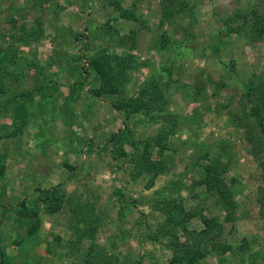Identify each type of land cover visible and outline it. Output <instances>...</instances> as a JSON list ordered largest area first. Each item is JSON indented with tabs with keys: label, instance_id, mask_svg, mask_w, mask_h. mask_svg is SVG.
Masks as SVG:
<instances>
[{
	"label": "rangeland",
	"instance_id": "rangeland-1",
	"mask_svg": "<svg viewBox=\"0 0 264 264\" xmlns=\"http://www.w3.org/2000/svg\"><path fill=\"white\" fill-rule=\"evenodd\" d=\"M120 1L143 23L119 18L108 0H0V59L12 47L15 64L8 68L17 76L5 82L0 110L7 96L30 92L0 113V264H82L89 241H82L78 253L69 252L68 203L52 214L39 204L37 234L26 237L28 222L16 206L26 200L30 207L37 190L49 188L94 204L100 216L95 242L117 256V264H168L166 241L153 243L144 235L163 220L154 203L170 197L187 212L202 209L222 224L227 251L212 252L200 264H248L250 249L233 230L240 207L264 218V146L248 123L242 93L264 68V35L252 41L254 22L229 18L237 11L264 15V0H186L188 8L168 18L162 0ZM130 30L137 31L136 47L129 50ZM162 34L168 37L164 45ZM101 49L133 55L129 93L153 71H171L176 82L167 109L180 124L162 158L165 170L151 184L147 174L131 177V165L110 137L117 134L129 152V140L154 135L158 124L138 116L124 127L107 98L88 93L97 83L84 78L80 56ZM195 85L203 87L196 98ZM15 126V136H4ZM203 168L223 172L234 191L235 214L225 218L215 197L196 184ZM188 227L199 230L202 223L195 217Z\"/></svg>",
	"mask_w": 264,
	"mask_h": 264
},
{
	"label": "trees",
	"instance_id": "trees-1",
	"mask_svg": "<svg viewBox=\"0 0 264 264\" xmlns=\"http://www.w3.org/2000/svg\"><path fill=\"white\" fill-rule=\"evenodd\" d=\"M108 3L117 11L119 18L143 23L140 16H137L134 10L124 8L120 0H108ZM187 6L186 0H162L163 18L183 11L188 8ZM235 17H238L242 25H246L250 21L254 22L251 25L252 41L264 35V15H259L254 10L251 12L237 11L234 16L229 18L231 20L229 22H232ZM140 27L143 26L140 25ZM136 31L130 30L127 35L130 41L129 50L136 47ZM167 39L168 37L162 34L160 43L164 45L167 43ZM9 49L10 54H4L0 59V94H4V92L6 94L9 88L5 82L11 78H14L15 81L17 77L14 70L8 68L15 64L12 59L14 49L12 47ZM80 59L84 61L81 66L84 78L93 77L97 83L87 89L88 93L99 100L107 98L110 107L120 114L124 127L128 125L129 119L138 116L158 124L157 132L154 135L129 140L131 146L129 152L121 147L123 141L116 138L117 134L110 137V141L117 143L120 148L119 157L127 158L126 163L131 165V177L136 178L147 174L151 184L154 178L165 170V162L162 158L166 151L172 149L169 140L175 134L177 125L180 124L179 116L175 113L172 114L167 109L169 92L172 87H176V82L172 79V72L153 71L140 82L136 92L129 93L127 88L130 75L135 68V59L129 51L117 52L101 49L91 55L83 54ZM169 67L165 66L163 69L168 70ZM202 89V86L195 85V90L191 92L192 97H199ZM29 94L30 92H18L7 96L8 100L2 105L4 107L0 113H3L12 101ZM242 94V100L248 109V123L258 131L259 144L264 146V68L260 73L254 74L248 79ZM19 128V126H15L4 136H15ZM127 132L130 133V129ZM154 153L157 154L156 158H153ZM207 156H209L208 152L203 155V158ZM216 164L221 168L223 162L217 160ZM227 167L228 165L225 166V169ZM3 173L4 166L0 165V176ZM222 173V171L203 168L200 180H196V184L204 185V188L215 197L216 203L225 212V218H227L236 213V204L234 191ZM37 191L40 192L39 195L30 200V204L36 208H33L32 205L26 206V200H22L16 206L18 216L28 222V226L25 228L26 237L29 238L37 234L40 226L39 204L42 205L43 212L52 214L60 211L64 203H68L73 220L71 223L72 238L68 243L69 252L78 253L82 241L88 240L89 245L82 253V264H117L118 257L107 253L95 242L100 216L96 214L92 202L85 200L80 195L67 196L58 188ZM154 206L162 214L163 220L152 231H146L144 238L153 243H157L161 239L166 241L165 246L171 251L168 264H200L212 252L221 255L227 251L229 246L222 239V224L217 216H207L202 213V209L187 212L180 200L171 197L156 201ZM195 217L199 218L202 223L199 230L188 227V221Z\"/></svg>",
	"mask_w": 264,
	"mask_h": 264
},
{
	"label": "crops",
	"instance_id": "crops-1",
	"mask_svg": "<svg viewBox=\"0 0 264 264\" xmlns=\"http://www.w3.org/2000/svg\"><path fill=\"white\" fill-rule=\"evenodd\" d=\"M240 177L242 182L243 176ZM239 209V212L236 213L238 219L233 230L235 238H242L247 243L251 253L248 264L264 263V218L260 217L259 213L254 212V210L244 212V207ZM229 229L230 227L225 230L226 236Z\"/></svg>",
	"mask_w": 264,
	"mask_h": 264
}]
</instances>
